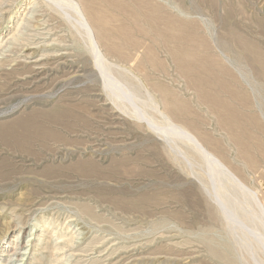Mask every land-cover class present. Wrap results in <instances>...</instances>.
<instances>
[{"label":"rangeland","instance_id":"374dc122","mask_svg":"<svg viewBox=\"0 0 264 264\" xmlns=\"http://www.w3.org/2000/svg\"><path fill=\"white\" fill-rule=\"evenodd\" d=\"M72 1L134 103L74 15L0 0V264H264V0Z\"/></svg>","mask_w":264,"mask_h":264},{"label":"bare ground","instance_id":"6f19581e","mask_svg":"<svg viewBox=\"0 0 264 264\" xmlns=\"http://www.w3.org/2000/svg\"><path fill=\"white\" fill-rule=\"evenodd\" d=\"M52 2H54V4H55L54 7H55L56 10H61V11L67 12V13H69L71 15H74V17L76 19V23H77V29H78L79 32H81L83 34V36L86 39V42L88 44L89 55H90V57L92 59L93 68L96 71V74L101 77V80L103 82V88L106 90V92L109 93V95L113 99V103L122 111H123V108L128 106L127 104L129 102L133 105V103H134L133 99L134 98H133V95H132V91L130 90V87L128 85H124V82H123V84L120 83L116 79L118 76L114 77L115 76L114 74L116 72L110 68V66L105 61L103 55H101L97 50H95L94 45L90 41L89 34H88L87 30L84 27L83 21L81 20V18L77 14V10L75 8V5H74L73 1L72 0H52ZM66 21H67V19H66ZM112 71L114 72L113 74L110 73ZM146 107H150V105H147V102L143 101V105L141 106V108L142 109H144V108L146 109ZM139 111H140V108H139ZM138 114H139L138 115L139 117L146 118L142 111L139 112ZM166 122H164L165 125L163 124L162 126H157L156 124L153 125L152 123H151V125H153L152 127L155 128L154 131L157 134H159V136L161 137L162 141L164 142L165 145H167L168 148H170V147L171 148H175V146L178 147L180 145H187V146L190 147V149L192 151L200 152L199 149L196 148L193 145V143L191 142L190 138H188V136L183 133V131L181 130L180 127H175L174 125H170V124H168ZM200 154H201L202 158L207 163L212 164L211 158L209 156H207L206 154H202V153H200ZM216 169H217V174H216V178H215V183L217 184L218 187L222 186L223 184H228V188H224L223 187L224 189H222L220 192L217 193V196H215V198H213V200L215 201V204H217L219 206H222V207H225L229 213H232L234 211L235 212H240L241 216H242L243 208L241 206H236V208L233 209V210L228 208V206L226 205V200H227L226 192H232L234 190H238L241 193V195L244 198H246V200L244 202H245V205L247 207L255 205L254 197L252 196V194L250 192H247L246 190H244V188L241 187L238 184L237 180H234L231 176L226 174L225 171L222 170L220 167H218ZM256 207H257V205H256ZM260 214L262 215V212ZM254 215L256 217L259 216V209H258V211L254 212ZM259 222L261 223V221H259ZM244 223L245 224H247V223L251 224V223H253V219L252 220L246 219V220H244ZM257 241L261 242V240H257ZM14 256H15V254H12V255L8 256V259L11 258V257H14Z\"/></svg>","mask_w":264,"mask_h":264}]
</instances>
